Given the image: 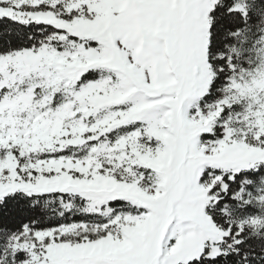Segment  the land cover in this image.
I'll return each mask as SVG.
<instances>
[{"label": "snow or ice", "instance_id": "6c2138e0", "mask_svg": "<svg viewBox=\"0 0 264 264\" xmlns=\"http://www.w3.org/2000/svg\"><path fill=\"white\" fill-rule=\"evenodd\" d=\"M0 264H264V0H0Z\"/></svg>", "mask_w": 264, "mask_h": 264}]
</instances>
